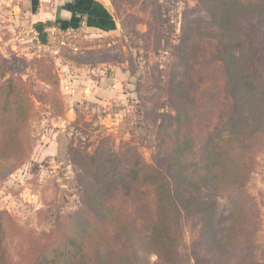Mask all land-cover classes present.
<instances>
[{
  "label": "trees",
  "instance_id": "1",
  "mask_svg": "<svg viewBox=\"0 0 264 264\" xmlns=\"http://www.w3.org/2000/svg\"><path fill=\"white\" fill-rule=\"evenodd\" d=\"M195 1L182 12L178 49L163 75L159 97L171 112L146 119L155 130L152 161L134 147L114 149L104 135L70 138L79 207L40 235L0 211V264H187L185 213L203 218L208 249L222 253L247 235L242 245L252 256L259 212L248 182L264 149V0ZM197 50L213 80L194 103L185 70ZM8 62L0 54V178L32 152L35 102L53 115L63 108L51 64L30 61L36 79L51 86L36 91Z\"/></svg>",
  "mask_w": 264,
  "mask_h": 264
},
{
  "label": "rangeland",
  "instance_id": "2",
  "mask_svg": "<svg viewBox=\"0 0 264 264\" xmlns=\"http://www.w3.org/2000/svg\"><path fill=\"white\" fill-rule=\"evenodd\" d=\"M26 1L0 0V54L8 58V67L15 66L34 85V90H46L51 86L36 79V68L30 62L35 56H25L22 51L21 36L32 26ZM110 2L116 31L98 37L87 32L78 50L66 52L61 61L40 57L57 74L63 108L60 115H53L48 105L35 102L30 121L32 152L23 164L0 178V211L7 212L18 227L29 233L40 235L53 229L59 216L80 205L75 171L67 158L70 138L88 135L93 140L104 135L114 149L134 147L150 163L156 152L155 130L146 119L171 112L170 102L159 97L165 84L163 75L178 49L182 12L195 7L196 1ZM201 55L203 51L197 50L185 70L193 80L188 94L194 103L200 102V90L213 80L212 72L204 71L200 64ZM13 56L24 64L14 61ZM71 82L73 88H69ZM209 107L214 110L212 103ZM248 189L259 212L256 222L251 221L257 228L252 256L248 254L250 247L246 250L243 246L247 235L244 241L238 239L235 245L222 249V253L208 249L203 218L185 213L187 264H264V149L256 157ZM11 252L15 263L13 243Z\"/></svg>",
  "mask_w": 264,
  "mask_h": 264
},
{
  "label": "crops",
  "instance_id": "3",
  "mask_svg": "<svg viewBox=\"0 0 264 264\" xmlns=\"http://www.w3.org/2000/svg\"><path fill=\"white\" fill-rule=\"evenodd\" d=\"M25 9L34 26L38 23L55 22L75 29L85 24L86 33L97 37L117 30L110 0H28L25 2ZM102 84L100 82V87L104 90ZM73 87L74 82H71L69 88ZM92 90L90 87V91Z\"/></svg>",
  "mask_w": 264,
  "mask_h": 264
},
{
  "label": "built area",
  "instance_id": "4",
  "mask_svg": "<svg viewBox=\"0 0 264 264\" xmlns=\"http://www.w3.org/2000/svg\"><path fill=\"white\" fill-rule=\"evenodd\" d=\"M85 24L73 29L63 27L58 23L49 22L43 24L42 33L45 34V42L38 38L39 34L32 25L29 33L24 32L22 39V51L28 57H49L54 61H61L65 58L66 52L78 50L80 40L85 37Z\"/></svg>",
  "mask_w": 264,
  "mask_h": 264
},
{
  "label": "water",
  "instance_id": "5",
  "mask_svg": "<svg viewBox=\"0 0 264 264\" xmlns=\"http://www.w3.org/2000/svg\"><path fill=\"white\" fill-rule=\"evenodd\" d=\"M42 27H43V24L42 23H38V24L35 25V30L39 34V36H38L39 40L41 42H45L46 37H45V34L42 33Z\"/></svg>",
  "mask_w": 264,
  "mask_h": 264
}]
</instances>
